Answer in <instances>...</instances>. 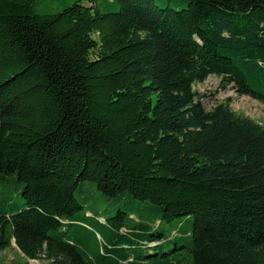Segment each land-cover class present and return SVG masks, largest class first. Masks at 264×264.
<instances>
[{
    "label": "trees",
    "instance_id": "obj_1",
    "mask_svg": "<svg viewBox=\"0 0 264 264\" xmlns=\"http://www.w3.org/2000/svg\"><path fill=\"white\" fill-rule=\"evenodd\" d=\"M40 1L0 0V251L264 264V124L194 88L214 75L264 104V0ZM86 183L128 207L89 209ZM183 218L187 245L160 229Z\"/></svg>",
    "mask_w": 264,
    "mask_h": 264
},
{
    "label": "rangeland",
    "instance_id": "obj_2",
    "mask_svg": "<svg viewBox=\"0 0 264 264\" xmlns=\"http://www.w3.org/2000/svg\"><path fill=\"white\" fill-rule=\"evenodd\" d=\"M75 0H42L39 5L35 7L36 12H55L63 7L71 4ZM85 1V0H84ZM97 5L102 11H114L117 9L116 4L106 2L104 0H96ZM85 4H88L87 0ZM159 4L167 3L176 9L180 8L181 5H176L174 1L170 0H157ZM195 90L198 92V98L206 109L212 108L219 102H223L227 97L231 98L230 107L233 111L238 114L248 116L260 123L264 124V104L260 101L253 99L249 96L238 95L231 86L226 88L220 87V78L214 75H209L203 82L194 85ZM87 191L82 192V196L76 192V198L81 203H88L89 209H97L104 217L112 216L117 208L126 209L128 206L124 204L126 197L120 198H109L100 192L93 189V186L86 183ZM21 202V201H20ZM19 202V203H20ZM191 227V218H183L180 222H173L172 225L162 224L160 229L163 230L166 235H169L170 231L173 230L172 235L184 236L178 244L187 245L188 238L185 236ZM174 247L172 241L164 243L162 246L163 251H168ZM159 252V249H156ZM174 253H180L181 256L186 255V247H182L174 251ZM182 264L188 263V258L182 259ZM0 264H52L45 258L38 260H29L26 263L21 254L13 247L7 248L0 251Z\"/></svg>",
    "mask_w": 264,
    "mask_h": 264
},
{
    "label": "crops",
    "instance_id": "obj_3",
    "mask_svg": "<svg viewBox=\"0 0 264 264\" xmlns=\"http://www.w3.org/2000/svg\"><path fill=\"white\" fill-rule=\"evenodd\" d=\"M12 247L15 248L17 251L18 249L14 246V243H12ZM19 252V251H18ZM20 253V252H19ZM23 257V256H22ZM24 259V258H23ZM25 261V260H24Z\"/></svg>",
    "mask_w": 264,
    "mask_h": 264
}]
</instances>
